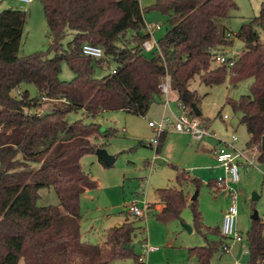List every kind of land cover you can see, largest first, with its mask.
<instances>
[{
  "label": "trees",
  "instance_id": "trees-1",
  "mask_svg": "<svg viewBox=\"0 0 264 264\" xmlns=\"http://www.w3.org/2000/svg\"><path fill=\"white\" fill-rule=\"evenodd\" d=\"M40 1L54 58L41 53L19 57L27 14L15 10L0 13V264L138 261L133 247L136 228L129 221L111 228L102 245L82 242L81 197L99 188L84 172L82 160L98 150L92 138L100 128L81 120L69 124L66 117L79 111L89 117L104 111L146 117L154 99L163 98L159 85L167 75L178 100L196 116L192 105L200 109L201 97L189 86L196 77L208 87L227 80L235 86L254 79L249 95L235 102L228 100V104L241 113L248 146L258 148L264 160V41L257 30L264 33V1L260 15L235 35L244 48L235 56L233 67L217 65L212 51L233 44L222 22L237 10L234 0H157L151 9L167 16L170 26L159 40L164 59L142 52L148 35L144 32L146 9L139 0ZM129 32L131 39H127ZM68 35L73 39L65 51L62 43ZM131 43L136 47H130ZM85 44L101 47L105 59L85 56ZM108 59L117 64V73L96 79L95 65L101 67ZM63 62L75 74L71 82L60 79ZM24 85H33L38 96L31 98L28 91H21ZM45 102L53 103L50 112H30L43 109ZM166 138L164 134L160 139L159 154ZM177 171V183L182 185L185 171ZM193 184L197 189L202 186L198 179ZM43 189H53L59 205L38 206ZM156 195L159 203L150 204V209L159 205L156 217L164 223L179 220L190 202L176 187L159 189ZM189 205L194 228L200 233L212 232L202 222L197 201ZM213 232L220 235L219 244L190 249V256L199 264H211L224 245L221 230ZM245 239L250 264H264V220H254Z\"/></svg>",
  "mask_w": 264,
  "mask_h": 264
},
{
  "label": "rangeland",
  "instance_id": "rangeland-1",
  "mask_svg": "<svg viewBox=\"0 0 264 264\" xmlns=\"http://www.w3.org/2000/svg\"><path fill=\"white\" fill-rule=\"evenodd\" d=\"M145 12V21L149 24H161L162 30L155 33L159 41L169 31L168 18L161 12L151 9L157 0H139ZM264 0H234L237 10L230 12L227 21L222 22L230 32L229 41L233 44L225 47L227 56L233 57L240 54L244 44L236 39L235 35L241 27L258 17ZM5 10H15L27 14L18 56L27 57L33 54H46L54 58L56 54L51 51L52 38L49 33L43 6L40 0H34L31 4L19 3L13 0H0V13ZM262 40L264 33L257 28ZM129 32L127 39H131ZM73 39L68 35L63 41V49L67 51ZM136 47L135 43L129 44ZM152 57V54H146ZM226 56V57H227ZM117 64L108 59L100 67L95 65L94 77L103 79L112 73ZM75 78L74 72L66 62L62 63L60 79L71 82ZM254 79L244 80L237 85H232L229 80L223 85L208 87L200 83L198 77L189 83L190 89L197 91L201 97L200 109L203 116L200 117L205 126L216 132L220 138L228 139L232 134L239 138L238 146L245 148L249 144V135L245 126L240 124L241 113L234 111L228 104L230 101H238L241 96L249 95ZM21 91H28L31 98L38 96L37 89L33 85H24ZM18 94V92H15ZM171 110L179 115V103L176 93L169 95ZM155 98L146 117L128 114L124 111H104L96 117H89L85 111L72 112L66 117L69 124L83 121L85 124H95L100 132L92 138L98 150H105L108 155L115 158L112 166L105 167L101 164L97 153L87 155L82 160L83 170L91 178L96 180L99 188L86 191L81 197V238L83 243L102 245L106 241L107 232L126 221L133 223L136 228L133 237L135 254L140 257L143 254V246L146 243L157 250L147 257L146 264H199L195 257L190 256V249L204 247L207 243L219 244L221 237L213 231L220 229L226 210L232 204L229 194L217 192L214 189L219 177H225L223 169L218 167L214 151L209 142L217 146V141L205 139L202 142L195 140L188 134H180L173 130L167 133V138L158 159L154 162L156 169L152 170L149 162H152L155 151L149 146L156 134L149 127L150 121H159L163 114L160 101ZM43 109L30 112L42 114L50 112L53 103L45 102ZM228 115V120L221 117ZM125 130V131H124ZM114 133L113 135H111ZM110 134V136H109ZM250 158L255 166L249 170L241 169L239 184L230 182L229 188L237 193L239 215L237 230L242 234L247 251L240 244H234L231 240H225L232 245V253H223L222 247L215 252L211 264H250L251 257L249 246L245 237L252 226V217L255 213L264 220V160H261L259 150L251 148ZM182 174L183 183H177L178 171ZM201 181L202 186L197 189L193 180ZM169 187L182 189L189 197L190 202L198 191L196 201L202 214V222L212 232H198L194 228L193 214L190 205L184 209L179 220L169 223L160 221L156 210H151L147 219H138L128 212V204L133 201L146 200L151 206L158 204L157 190ZM258 198L254 201L253 197ZM38 206L48 207L59 205L58 197L53 189L40 191ZM184 225L193 228L189 233ZM144 229V230H143ZM20 264H24L23 260ZM111 264H138L135 258L115 261Z\"/></svg>",
  "mask_w": 264,
  "mask_h": 264
},
{
  "label": "built area",
  "instance_id": "built-area-1",
  "mask_svg": "<svg viewBox=\"0 0 264 264\" xmlns=\"http://www.w3.org/2000/svg\"><path fill=\"white\" fill-rule=\"evenodd\" d=\"M13 1L31 4L34 0ZM162 27L163 26L161 24L145 23L144 32L148 35V39L142 44V52L144 54H152L153 56L164 59L160 43L155 37V33L161 31ZM82 51L87 57H91L96 60L105 59V52L101 47L85 44ZM212 55L216 64L220 66L228 65L229 67H233L236 62L235 56H227V53L225 54L223 49L213 50ZM116 73L117 67L112 70L111 74ZM159 88L163 97H165V100L163 101V114L159 121L149 122V127L153 129L154 133L156 134L155 138L149 142V146L155 151V156L152 162H149L151 169H156L154 162L160 155L158 153L160 139L170 130L180 134H188L199 142H202L205 139L217 141L218 143L215 148L214 155L218 163V167L224 170L225 177H219L216 184L214 185V189L217 192L220 191L225 194H229L232 198V204L224 213L223 223L220 230L225 240H231L234 244H242L244 242V238L237 230V219L239 215L238 207L236 205L238 200L237 193L233 189L229 188V183L232 182L233 184H239L241 181L240 170H249L251 167L255 166L254 161L249 156V152H251L252 147L246 146L245 148H240L238 146L239 138L235 134H232L228 139L220 138L216 132L211 131L209 127L205 126L201 118L197 116H191L188 113V107L179 100L177 101L179 103L180 114H174L171 110V101L169 99V95L173 92L169 75H167L166 78L161 81ZM221 118L225 121L228 120L229 116L224 115ZM253 149H255V151L258 150L256 147H253ZM150 211V204L146 200L143 202L133 201L128 204L129 214L138 219H147ZM244 246L246 249L245 251H247V246ZM232 248V245L226 244L224 242L222 247L223 253L231 254ZM156 250V248L150 247L145 243L143 246V254L139 257L138 264H146L147 257L150 255V253H153Z\"/></svg>",
  "mask_w": 264,
  "mask_h": 264
},
{
  "label": "water",
  "instance_id": "water-1",
  "mask_svg": "<svg viewBox=\"0 0 264 264\" xmlns=\"http://www.w3.org/2000/svg\"><path fill=\"white\" fill-rule=\"evenodd\" d=\"M192 109H193V112L195 113V115L197 117H202L203 116V113L202 111L196 106V105H192ZM262 148L264 149V139H263V143H262ZM99 159H101L106 165L108 166H112L114 163H115V158L108 155V153L105 151V150H97L96 151ZM198 196V191L196 192L195 196L193 197L192 201H196V198ZM254 201H256L258 198L256 197V195L253 197ZM259 217H258V214L255 213V215L252 217V220H258ZM117 227H120V226H117ZM184 228L189 232L191 233L193 231V228L188 226V225H184Z\"/></svg>",
  "mask_w": 264,
  "mask_h": 264
},
{
  "label": "crops",
  "instance_id": "crops-1",
  "mask_svg": "<svg viewBox=\"0 0 264 264\" xmlns=\"http://www.w3.org/2000/svg\"><path fill=\"white\" fill-rule=\"evenodd\" d=\"M175 93V92H174ZM160 106L163 108V100H161L160 101ZM163 110H164V108H163ZM229 119V118H228ZM212 145V146H214V148H212L211 150H212V152L213 151H215V144H212V142H209V145ZM263 220V219H262ZM253 221V220H252ZM241 246H243V248L245 249V246H244V244H240ZM246 250V249H245ZM227 255H230V254H227ZM232 255H233V253H232Z\"/></svg>",
  "mask_w": 264,
  "mask_h": 264
}]
</instances>
